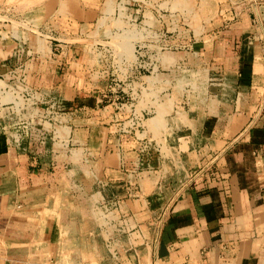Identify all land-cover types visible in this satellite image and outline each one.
<instances>
[{"label":"crops","instance_id":"1","mask_svg":"<svg viewBox=\"0 0 264 264\" xmlns=\"http://www.w3.org/2000/svg\"><path fill=\"white\" fill-rule=\"evenodd\" d=\"M51 1L68 11L52 8L49 28L44 19L24 29L22 81L61 105L46 108L50 121L39 103L24 109L26 151L0 142V264H264V0L133 3L150 6L126 12L136 28L119 45L115 36L119 65L133 69L115 94L83 76L89 42H68L101 38L112 1ZM162 30L178 31L189 51L158 52L151 67L135 53L151 52L147 36ZM10 42L0 72L22 65ZM172 80L175 98L156 102ZM186 86L195 96L180 109Z\"/></svg>","mask_w":264,"mask_h":264},{"label":"rangeland","instance_id":"2","mask_svg":"<svg viewBox=\"0 0 264 264\" xmlns=\"http://www.w3.org/2000/svg\"><path fill=\"white\" fill-rule=\"evenodd\" d=\"M47 1L48 0H38L37 3H38L39 7L36 8L37 11L35 9V7H37V5H35V4H37V3L32 4L33 6L30 4H29V6L27 5L28 7H33V10L35 9L33 12H31V13H33V16L37 15L36 17H33V18L31 17L32 19L29 20L30 22H27L24 20V10H27V6L24 5V0L0 1V51L1 52L3 51L1 48L5 47L4 43H6V40L7 41L9 40V45L11 43L10 41L20 43L19 47H18V53L14 55L15 58L14 57H12V58H14V59L18 58L20 60V63H22L21 67H18V64L16 63V65H14V67H17V68L12 67V70L10 72L9 71L7 73L6 72H0V80L4 81L8 86V88H6V87L0 88V142L3 141L4 146H8L10 148H13L17 152H24L27 150V147H28L27 145H28V142L30 140V134H31L32 122L30 121V119L24 118V109H26L29 105H31L32 102L33 103H39L43 106L37 105L38 108L45 111L44 117L42 119L47 120L48 119L47 116L48 115L51 116L52 113L51 114L48 113L47 112L48 110H46V108L49 107L50 105H52L53 101H54L55 105H61V102L54 99V97H52V99L50 98L49 88L36 90V89L30 87L26 82L22 81L24 79V72H23L24 71V60L27 61L26 59H28V57H30L29 56L30 54L25 56L28 48L26 47L27 46L26 43H24V41H25V38L23 35L24 29L37 31L35 27L36 26L38 27V25L41 22H43L44 19H46L47 21L45 23L43 22L41 25L43 27L49 28L50 26H48V25H51V16H52L50 13L53 12L52 8L53 9L56 7L60 8L62 13H66L65 10L68 11V8H67L68 6L66 5L68 2L65 3V7H63V6L58 7L56 3L53 4V6H52L51 0H49L48 2ZM54 1H56V0H54ZM111 1L112 2L109 4L110 10H109V13L107 14L106 18L105 19L103 18V20H100L98 22V25L101 26V30L99 31V35L101 34L102 36H101V38L98 37V39H100V40L96 39L95 41H88L89 39H87V41H86V40L73 39L72 38L71 41H68L69 39H66V41L75 42L78 44H86L89 42L88 44L91 45V47L94 49L90 50V53H88V55H87V59L89 62L88 64L90 65V67L88 69L84 70L83 76L87 71V74L91 75V78H92L94 83H99L101 81H106V80L109 81L110 85H108V86L110 88L112 87L111 92H113L115 94L117 91H115L114 88H116V83L119 82L118 80L122 79L121 76L124 74L123 71L126 72V74L128 71V73H130V75H131L132 70H133V69L131 70L129 68V70L126 71L122 65L121 66L119 65V63L123 60L122 57H125V56L119 51V49H118V51L120 53L119 56H118V53L115 51L114 44H113V42L115 40H117V38H115V36L116 35L118 36V42L119 43L117 45L121 44V42H124L123 36L133 33V30H135L134 28H136L134 25H132V23H134L133 20H131L132 18L127 17V13H129L132 10V8H133V10L134 9L136 10L137 8H139L141 6V9H143L144 7L149 8L150 5L146 1H144L145 4L140 3L138 5H136V4L134 5L133 2L129 1V0H111ZM127 1L130 2L129 5L128 4L127 5L122 4L123 2H127ZM97 3L98 2H96V1L93 2L94 10H96V14H95V12H93V14H95V15H97L98 9H99L100 14H101V11H104V9H105V8L101 9ZM122 6L124 8H122ZM51 10H52V12H51ZM28 15H31V14L28 13ZM48 16L50 19L47 18ZM30 23H32L33 25H31ZM135 23H137V22H135ZM108 27H109V31H107ZM184 27L187 28L186 26H184ZM163 30H162V32L159 33V35L152 34L151 36H147V39H149L148 43L150 44L149 50L151 52L142 53L143 51L141 50V48L140 49L137 48V51L135 53L137 56L140 54L139 56H141V60H143L144 62H149L151 64V67H152V64L155 63L156 60L158 61V59H159L158 56L162 55V54L158 53L157 48H158L159 44H161V46H163V43L165 44V42H162L164 40L163 39L164 35L166 36L167 39H170V42L168 45V50H170V51H182V52L186 51V50L189 51V46L185 42L182 41L183 38H180L181 36L179 35L178 31L171 33V32H165ZM153 31L155 32V30H153ZM123 32H124V34L122 35ZM154 32H152V33H154ZM162 34H163V37L161 38L160 36ZM111 36H113V38H111ZM177 38L180 39L181 41L177 40ZM45 39L47 41H52V38L49 36L46 37ZM62 40H64V39H62ZM54 42L55 41H52L51 43L46 42L48 47H46V49H45L44 56L47 60H53V58H55V56H53V53H57V50L54 49L55 48ZM83 42H86V43H83ZM97 42L98 43L100 42V43L97 44ZM96 44L99 46L98 48H96L94 46ZM117 48H116V50H117ZM135 54L132 55V58H131L132 60L136 59ZM169 56H173V55H171V53H169ZM179 57H182V55H180ZM9 60H6V61H9ZM181 60L185 63L187 62V58H183ZM126 61H128V60L126 59ZM96 62H98V64L96 66H94V64H96ZM131 63L132 62H128V64H131ZM169 69H173L174 74L175 75L177 74V76H175L174 79H177V77H180L182 74L180 72V68L177 69L175 67H173V68L171 67ZM187 69H190V68H187ZM149 71H151V69L146 71L145 74H149ZM22 72H23V75L21 76ZM59 72L64 73V74L70 73L69 71L67 72V70H59ZM21 81L23 84H21ZM4 82H2L3 86H4V84H3ZM172 83L173 84H165L164 83L166 85V87H165V89L160 90V92L158 93V100L156 102H159V99L161 98V96L163 99H165L166 97L175 98V96H176L175 94H177L178 93L177 91L180 90V86L177 85V88H178V90H177V88L175 86L176 81L172 80ZM23 85L28 86L29 89L22 91L21 86H23ZM46 87L47 86H44V88H46ZM100 87H101V85L95 86V88H97V89ZM184 89H185V91H184L185 95H183L184 96L183 97L184 103H182V101H180V109L182 107H184V106L186 107L188 105L187 101L192 103V99H194L193 97L195 96V95L192 96V94H190L191 92H189V93L186 92L190 89L189 87L187 88V86H186ZM6 93H7V95H6ZM51 93H52V91H51ZM4 95H6V98L3 97ZM163 95H165V96H163ZM7 97H12L14 99H17V101H19V103L16 104L13 102V100L10 101V99ZM50 99L52 101H48ZM161 99H160V101H161ZM117 101H121L122 103H124L123 102L124 100H117ZM177 106H179V105L177 104ZM174 107H175L174 110L178 109L176 106H174ZM146 117H148V114H145V118ZM48 121H50V119H48ZM138 121L140 122V120H138ZM139 124H138V126H139Z\"/></svg>","mask_w":264,"mask_h":264},{"label":"built area","instance_id":"3","mask_svg":"<svg viewBox=\"0 0 264 264\" xmlns=\"http://www.w3.org/2000/svg\"><path fill=\"white\" fill-rule=\"evenodd\" d=\"M129 1H132L133 3H134V2H138V0H129ZM129 3H130V2L127 1V2H123L122 4H123V5H127V4L129 5ZM122 8H124V7L122 6ZM130 13H131V11H130ZM160 37L162 38V37H163V34H162ZM163 39H164V40H163L162 42H165V44L163 43V46H164V47L161 46V44H159L158 47H159V49H160L161 51H166V50H168V45H169L170 39H167L165 35H164V38H163ZM167 43H168V44H167ZM156 48H157V47H156ZM157 49H158V48H157Z\"/></svg>","mask_w":264,"mask_h":264},{"label":"bare ground","instance_id":"4","mask_svg":"<svg viewBox=\"0 0 264 264\" xmlns=\"http://www.w3.org/2000/svg\"><path fill=\"white\" fill-rule=\"evenodd\" d=\"M158 52H162V51L159 49V47H158Z\"/></svg>","mask_w":264,"mask_h":264}]
</instances>
